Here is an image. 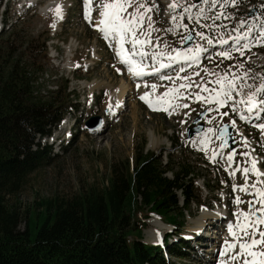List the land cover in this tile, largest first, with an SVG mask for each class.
Returning a JSON list of instances; mask_svg holds the SVG:
<instances>
[{
  "label": "rangeland",
  "instance_id": "obj_1",
  "mask_svg": "<svg viewBox=\"0 0 264 264\" xmlns=\"http://www.w3.org/2000/svg\"><path fill=\"white\" fill-rule=\"evenodd\" d=\"M13 1L15 0H8L4 12V16L10 17L11 26L0 36V110L4 113H11V105L16 107V110H18L19 105L21 107L19 112L23 113L27 107L26 104H28L26 94L31 89L36 97L45 102H53L57 108L56 112H59L61 108L63 109L64 102H68L66 107L69 108V113L64 118L70 125L74 123L70 131L68 125L66 128V133L72 134L69 143L62 142L55 147L52 146L51 157L45 160L43 164L35 167L34 163L39 161L45 152L32 151L25 161L26 167L12 174V177L17 178L16 181L14 180L16 185H13L10 191L5 188L1 190L2 202L12 217L16 218V215L18 218L14 228L25 233L31 231L33 233L32 239H34L43 218L53 221L58 215L66 213L85 222L87 210L91 206L90 200L95 198L99 203H103L105 190L114 188L115 191L118 190L121 201L123 199L124 211L130 220L147 212L151 215L157 214L159 217H163L164 213L173 221L178 220L182 223L181 227L172 225V228H179L177 232L189 230L194 220L203 217L201 216L203 209L199 211L198 203L200 202H196V197L201 202L204 198L208 199L210 193L205 187V185L207 186V179H216L215 182H219V185L223 187H227L231 179L228 173L229 169L225 164L216 163L215 158L210 159L213 153L218 152L217 146L212 145L210 148L202 149L203 152L199 155L191 150V146H195L194 144L190 146L186 143V146H178L177 148V150L180 149L184 152L179 156L170 157L168 151H171L172 147L169 138L176 135L178 138H182L183 135L178 130V120H181L182 115L173 114L172 111L169 114L163 110L153 111L149 109L139 99L140 92L135 91L138 90L136 88H133L135 90L129 89L128 95H125V107L123 104L118 114L114 115L119 117L115 121L106 122L103 131V127L92 131V134L81 130L79 126L84 124V114L81 113V110L84 109L85 100L90 102L93 96L95 104L97 103L96 108L94 106L93 115L105 117V110L108 109V96L121 84L129 85L127 73L119 74L117 69L120 71L121 67L113 61L114 57L112 58L109 51L104 52L103 47H101V33L94 30V22L85 20V6L79 0H76L77 5L75 0L67 1L69 4L73 3L72 5H75L76 9L69 15L68 25L64 28L63 25L61 26V32H52V28L54 29L53 22L58 19L56 17L55 20L53 12L45 14L46 11L42 10V6L49 0H38L37 6L33 5L38 1L29 5L32 8L22 17L18 16L15 10L22 11L24 8L21 9L19 5L15 7L12 4ZM23 1L20 0V2ZM165 1L155 0L158 11L155 10L154 19L160 22L165 20L162 17L163 11L166 10ZM99 3L100 0L94 1L93 14L95 17H99ZM147 3L151 5L152 0H147ZM71 9L72 7H70ZM128 11L131 12L132 7ZM147 15L149 13L145 16L146 32L149 31L150 34H153L157 31L159 33L160 30L156 29L154 23L151 29L148 28ZM228 23L230 25L229 21ZM227 27L225 26V31ZM222 30L224 28L220 29V31ZM162 33L165 36L164 39L174 42L175 33L170 35L166 30ZM166 40L164 42L167 43ZM70 43L75 46L74 50L71 51L74 55L71 61L73 58L77 63L89 60L84 65L88 67L91 64V50H94L95 46L93 45L96 44L100 56L99 63H94L93 67L86 71L76 69V71L68 72L63 66L53 67L51 59L48 57L49 51L53 49L59 53V57L54 62L62 63L66 59L64 66L67 69L72 67L66 51ZM230 57L224 58L219 55L212 61L217 63V60H224L223 66H226L228 62L245 58L239 52ZM209 66L206 65L204 69L214 73L219 70L212 66L213 71H211ZM247 71L250 75L253 74L250 66L247 67ZM201 81L198 73L191 70L181 74L178 78H171L163 83L161 89H157V93H164L168 88H176L177 91L188 94L191 98L190 107L187 111L181 109L180 113L191 116L195 111L205 108L203 101L196 99V93H200L201 96L205 95L200 88ZM181 84H190L191 86L181 88ZM16 85L18 89L15 98L5 99L6 89ZM142 85H145L144 82ZM16 101L19 103L16 104ZM123 107L124 110L122 111ZM121 111L122 115L120 114ZM224 112L226 110L219 109V116L224 117L221 115ZM46 114L48 113H42V115ZM227 118L224 117V120ZM18 121L19 119L12 120V116H9V119H0V128L9 123L10 126H14L13 129L17 130L18 136L22 138L21 131L24 130V127L18 126ZM103 123H105L104 120ZM50 129L46 128L45 131L47 132L42 134L36 133L35 136L39 138L41 146L44 143L49 146L46 139ZM176 130L178 131L176 132ZM254 130L251 127L245 128V132L248 133H254ZM57 132L61 135L63 133L62 128ZM152 141L153 144L151 145ZM31 149L33 148L31 147ZM209 153L211 154L206 156ZM242 153L241 151L240 154L242 155ZM8 155H10L9 151H7L6 156ZM242 160L244 163H248L243 155ZM157 174L162 178L163 186L155 199L156 205L151 210L152 204L145 205L143 203L151 199L150 190L153 188H150L151 180H149V187H145L148 189L144 195L141 192L146 179ZM135 184L143 186V188L136 190ZM122 187L124 193L120 194L119 189L122 193ZM198 190L201 191L196 193ZM212 194H214L213 191ZM240 200L243 201L240 205L246 206L249 198L242 196ZM151 219L150 222L154 226L151 227L149 224L142 233V242L145 244H149L150 239L154 240L151 237L148 238V233L154 232L159 227L157 225V223L159 224L158 219ZM165 219L167 218L165 217ZM206 224L207 220L205 221ZM156 233L160 232L157 231ZM214 237L217 236L214 235ZM190 259L189 257L188 260Z\"/></svg>",
  "mask_w": 264,
  "mask_h": 264
},
{
  "label": "trees",
  "instance_id": "obj_2",
  "mask_svg": "<svg viewBox=\"0 0 264 264\" xmlns=\"http://www.w3.org/2000/svg\"><path fill=\"white\" fill-rule=\"evenodd\" d=\"M17 89V85L7 88L5 99L15 98ZM26 102L28 104L23 113L19 112V105L18 110L11 105V113L0 110V119L12 116V120L19 119L18 126L24 127L22 138L9 123L0 128V193L3 188L10 191L16 185L14 180L17 178L12 177V174L26 167L25 161L34 151L31 145L36 133L46 132L45 129L57 121L60 115L53 102L36 99L31 89L26 94ZM38 143L39 140L37 147ZM7 151L10 152L8 156ZM40 164H43L41 157L34 167ZM161 179L159 174L151 175L146 179L144 188L135 184L136 190L143 188L141 193L144 195L148 189L145 187H149L151 180V199L143 202L145 205L152 204L151 210L163 186ZM119 193H124L123 187L122 193L120 189ZM90 203L85 222L66 213L58 215L53 221L43 218L32 239L31 231L25 233L14 228L18 218L16 215V218L12 217L0 197V264H163L161 259H154L151 250L141 243L139 237L145 222L140 217L131 220L126 217L118 190L108 188L103 203L95 198ZM144 216L146 218L148 215ZM170 221L176 223L178 220Z\"/></svg>",
  "mask_w": 264,
  "mask_h": 264
},
{
  "label": "snow or ice",
  "instance_id": "obj_3",
  "mask_svg": "<svg viewBox=\"0 0 264 264\" xmlns=\"http://www.w3.org/2000/svg\"><path fill=\"white\" fill-rule=\"evenodd\" d=\"M207 2V0H203ZM91 3L92 0H84L85 12L84 17L86 20L91 22ZM235 3V0H233ZM132 7L131 12H127V9ZM195 7L191 4H182L179 0H173L172 3L168 5V8L172 12H176L178 8H183V13H177V15L182 16L184 13L190 12L191 8ZM223 7V5H221ZM99 21L94 27L98 29L99 32L103 34V37L107 40L111 38L115 41L116 55L119 57L122 64L127 67L128 72L133 77H142L146 74V69L148 65L145 63L146 59H149L148 53L144 50V46L149 43L147 37L150 35L149 32H144L142 25L145 20L146 14L150 13L152 9H157L158 7L155 0H152L151 5L147 3V0H100L99 3ZM55 15L62 18V6L57 4L54 9ZM127 13V14H126ZM197 15H200L199 13ZM173 20V28L168 29L169 31L175 32V27L183 26L187 28V25H181L177 20V16L171 17ZM219 18V17H217ZM148 28H152V17L147 15ZM199 23V20H197ZM252 28L249 27L245 32H237L236 36H229L227 40L219 39L215 41L218 44H228L229 41H233L232 50L238 51L240 55H244L243 48H249L253 42L256 44H264V25L260 28V34L258 36L250 35ZM196 36L201 39H205L203 32H196ZM192 35H185L182 37L181 42L191 41ZM130 44V48H125V44ZM209 44H212V40H208ZM243 45V48L241 47ZM206 51L199 45L193 48H188L185 51H178L175 56L169 54V64H160V68L170 67L171 64L176 63L179 60L185 62L197 63L200 59V54ZM159 55H164V53H159ZM221 57L231 58L230 52L221 51L219 53ZM152 61L157 60V54L153 53L150 57ZM242 66V65H241ZM119 71V69H117ZM183 71V69H181ZM151 72L159 73V69L156 67H151ZM179 75V73H177ZM161 79H170V77H161ZM187 79V78H185ZM236 77L231 79L221 77L217 79L215 83L219 85L218 88H213L209 91L203 84L200 88L204 92H209L208 96H201L200 93H196V99L202 100L205 104H209L208 111H213L212 104L215 105L216 109L226 104L228 101L233 99V90L235 88L234 80ZM190 84H181V88L190 87ZM139 87V85H137ZM156 85H152L153 93L155 92ZM264 85L257 88L255 92H249L245 100L238 101L231 105L232 112L237 113L241 121L250 120L253 115H260L257 109L264 111ZM184 95V93L177 91L176 88H168L164 93L160 95H152L149 99V93L144 92L140 99L143 100L149 108L154 111L163 110L171 114V110H175L176 107H185L188 105L179 103L178 97ZM119 104V102H118ZM237 104H244L247 109V115L240 112L237 108ZM111 107V106H110ZM221 115L227 116L228 113L224 112ZM236 126L235 121H229ZM256 127L261 130V135L264 136V123H257ZM225 128L220 129V138L222 139L225 135ZM209 132L213 130L208 129ZM209 138L205 136L201 140V144L207 147V142ZM224 144H221L223 147ZM245 146H247L245 144ZM215 153L210 159L215 158ZM244 156H249L248 152L242 153ZM233 158V152H229L228 161ZM258 163H264V160L257 161L255 159L250 160V166H246L242 169L245 174V184L239 186V190L250 195H253V200L248 201V211H239L236 213L237 220L235 225L229 224L228 231L229 235L232 237L231 241L225 240L224 249L220 252L222 259L219 264H264V172H262L258 167ZM252 173L256 180L251 184L248 183L247 175ZM237 186H233L236 190ZM243 201L239 197L236 198L235 203L239 204ZM254 204H258L259 207H254ZM239 251H234L236 248Z\"/></svg>",
  "mask_w": 264,
  "mask_h": 264
},
{
  "label": "bare ground",
  "instance_id": "obj_4",
  "mask_svg": "<svg viewBox=\"0 0 264 264\" xmlns=\"http://www.w3.org/2000/svg\"><path fill=\"white\" fill-rule=\"evenodd\" d=\"M38 0H29L28 2H27V4H28V6L29 5H33L34 3H36ZM164 1V0H163ZM57 4H60L61 6H62V13H63V11L65 10V8H66V6H67V4H66V0H49V1H47L43 6H42V10L43 11H46V13L49 11V10H54L55 9V7H56V5ZM166 6V5H165ZM92 11H93V9H92ZM91 11V12H92ZM177 11V10H176ZM172 16H175L174 14H172V15H170V17H172ZM57 17V16H56ZM58 19L56 20V22L54 23V26H55V28H57L58 27V24H57V21H59V19H61L60 17H57ZM98 21H99V19H97V21L95 20L94 21V23H95V25L98 23ZM85 22V21H84ZM74 48H75V46H74V44L73 43H70L68 46H67V48H66V51H67V56H68V58H69V56L71 55V54H68L69 52H71L72 50H74ZM95 48V47H94ZM156 48V47H155ZM157 49V48H156ZM93 50V49H92ZM144 50L145 51H148L149 50V47L147 46V45H145L144 46ZM153 53H156V54H158V53H160L159 51L158 52H152V54ZM208 52H207V50L206 51H204V52H202L201 54H207ZM201 54H200V56H201ZM172 56H175V55H172ZM69 60V59H68ZM154 62L155 61H152V60H150L149 61V63L148 62H145L147 65H148V68L146 69V72L147 73H149V72H151V67H156V68H158V67H160V64L161 63H164V64H169V59H168V62H159V63H155L154 64ZM183 62V60H179V61H177L176 63H173V64H171L170 65V67H172V66H178L179 64H181ZM153 63V64H152ZM90 64V63H89ZM68 65V64H67ZM186 65H188V64H186ZM170 67H167V68H170ZM68 68H69V66H68ZM167 68H158L159 69V72L161 73V72H163L165 69H167ZM128 71V70H127ZM128 74L130 75V79H131V82H133V83H131L132 84V86H131V89H133V88H136V89H140L141 91H143L144 90V86L145 85H142V82L143 81H141V77H133L129 72H128ZM88 85V84H87ZM137 85H139V87H137ZM130 89V86L129 85H126V84H124V85H122L121 84V86L119 87V88H117V89H115L114 91H112L111 92V94H110V96H109V100H110V106L111 107H109L108 108V115H111V116H114V115H116V114H118V112L120 111V109H121V107L123 106V104H124V101H125V95H127V93L130 91L129 90ZM149 93V99H151V97H152V95H155V92L153 93V89H152V87H151V89H150V91L148 92ZM143 94V93H142ZM141 94V95H142ZM118 102H119V104H118ZM242 113H245L246 115H247V109L246 110H244ZM253 117H257V115H253ZM202 135V134H201ZM211 136V135H210ZM40 142V141H39ZM153 144V141L151 142V145ZM202 214H201V216H203V217H200V218H198V219H196V220H194L193 222H194V227L192 228H190V231L191 230H199V229H201V228H203L204 227V225H205V221L207 220V216H208V214H207V211H204V210H202V212H201ZM205 216V217H204ZM223 216V214L222 215H218V214H215V218H220V217H222ZM151 218H156V217H151ZM150 218V221H152V219ZM157 219V218H156ZM156 223V221H153V223ZM157 222H159V224L157 223V225L159 226L158 228H157V230H155L154 232H150V233H148V238L150 239V237L151 238H153L154 240H152L154 243H158V244H160L161 243V240L159 239V233H156L157 231L158 232H160V225H162L161 224V222L158 220ZM229 225V224H228ZM228 225L227 226H222V228H223V234H229V231H228ZM154 226V225H153ZM185 235H187L186 233H184L182 236H180V237H184ZM218 235V234H217ZM225 235H223V236H225ZM219 238H220V235L218 236ZM214 238H217V237H214ZM173 240V239H172Z\"/></svg>",
  "mask_w": 264,
  "mask_h": 264
},
{
  "label": "water",
  "instance_id": "obj_5",
  "mask_svg": "<svg viewBox=\"0 0 264 264\" xmlns=\"http://www.w3.org/2000/svg\"><path fill=\"white\" fill-rule=\"evenodd\" d=\"M192 37H193V35H192ZM186 44H188V41H186ZM86 125L88 126V128L97 127L99 125V119H97V118H91L90 120H88L86 122ZM189 133L191 134L192 131H190ZM226 137H228V133L225 130V135L223 136V138H226Z\"/></svg>",
  "mask_w": 264,
  "mask_h": 264
}]
</instances>
